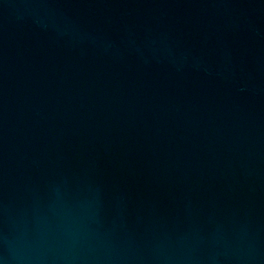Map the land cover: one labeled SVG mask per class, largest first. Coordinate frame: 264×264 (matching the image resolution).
Listing matches in <instances>:
<instances>
[{
  "label": "water",
  "instance_id": "1",
  "mask_svg": "<svg viewBox=\"0 0 264 264\" xmlns=\"http://www.w3.org/2000/svg\"><path fill=\"white\" fill-rule=\"evenodd\" d=\"M0 264H264V0H0Z\"/></svg>",
  "mask_w": 264,
  "mask_h": 264
}]
</instances>
